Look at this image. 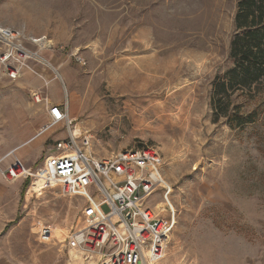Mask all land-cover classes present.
I'll list each match as a JSON object with an SVG mask.
<instances>
[{
  "label": "rangeland",
  "instance_id": "374dc122",
  "mask_svg": "<svg viewBox=\"0 0 264 264\" xmlns=\"http://www.w3.org/2000/svg\"><path fill=\"white\" fill-rule=\"evenodd\" d=\"M239 1L0 0V26L43 38L41 57L50 65L37 64L47 86L29 71L25 84L0 80V169L14 157L26 167L40 165L65 132L59 124L38 136L49 118L32 95L43 90L52 104L66 96L74 128L90 137L92 157L142 145L160 151L177 215L161 264L211 263L228 254L219 249L233 235L259 238L264 83L231 97L242 116L259 114L254 125L214 122L210 107L215 79L234 66ZM30 190L0 176V257L74 264L69 251L77 250L66 238L82 226L81 202L58 188ZM43 226L53 231L50 242L39 239Z\"/></svg>",
  "mask_w": 264,
  "mask_h": 264
},
{
  "label": "built area",
  "instance_id": "2783aa9c",
  "mask_svg": "<svg viewBox=\"0 0 264 264\" xmlns=\"http://www.w3.org/2000/svg\"><path fill=\"white\" fill-rule=\"evenodd\" d=\"M43 40L0 26V80L16 82L26 71L43 79L36 69L37 64L50 67L41 57L46 48ZM32 98L45 106L49 118L39 133L61 124L65 136L53 142L35 169L14 157L0 169L3 181L27 182L28 190L40 181L42 190L58 188L62 196L80 201L82 226L66 239L85 263L161 264L177 215L160 151L142 145L94 158L88 151L90 137L74 128L66 96L59 105L52 104L43 90ZM52 232L50 226H43L40 241L50 242Z\"/></svg>",
  "mask_w": 264,
  "mask_h": 264
},
{
  "label": "trees",
  "instance_id": "16d2710c",
  "mask_svg": "<svg viewBox=\"0 0 264 264\" xmlns=\"http://www.w3.org/2000/svg\"><path fill=\"white\" fill-rule=\"evenodd\" d=\"M234 24L239 32L230 47L229 57L234 66L215 79L210 107L214 122L225 118L230 127L240 129L254 125L259 116L256 111L242 116L232 107L231 97L239 90H248L250 94L253 87L264 83V0H240Z\"/></svg>",
  "mask_w": 264,
  "mask_h": 264
},
{
  "label": "crops",
  "instance_id": "0c3cea01",
  "mask_svg": "<svg viewBox=\"0 0 264 264\" xmlns=\"http://www.w3.org/2000/svg\"><path fill=\"white\" fill-rule=\"evenodd\" d=\"M36 69L38 72L40 71L38 65H36ZM39 73L41 74V72ZM27 74L28 73H24L23 77L18 81L24 80V84H25V77L26 79L28 77ZM30 82L32 83L33 87L35 88L39 87V83H37L35 79H31ZM22 87L25 88V85H23ZM54 104L59 105L60 103L54 102ZM37 134L39 136L45 133H39L38 131ZM233 236L235 237L231 239L228 246H225V249H219V251L227 250L228 254L224 255V257H222L219 260H214V262L211 263L206 262L207 264H264V229L262 235L256 239L254 238L250 240L245 239L241 235H233ZM0 264H14V263L9 259L0 257Z\"/></svg>",
  "mask_w": 264,
  "mask_h": 264
},
{
  "label": "bare ground",
  "instance_id": "6f19581e",
  "mask_svg": "<svg viewBox=\"0 0 264 264\" xmlns=\"http://www.w3.org/2000/svg\"><path fill=\"white\" fill-rule=\"evenodd\" d=\"M43 43H45V41L43 40ZM46 45H47V42H46ZM130 82V81H129ZM76 132H77V130H76ZM30 188H31V190H32V192H35V193H39L43 188H42V184H41V182L40 181H35V182H33V184L30 186ZM29 188V189H30ZM30 190V191H31ZM30 191H29V195H30ZM161 206V205H160ZM70 248V247H69ZM69 253H70V257H71V261L72 262H75L74 264H77L76 262H78V264H82L80 261H81V259L79 260V257L81 258V256L80 255H78L77 254V252H75V250H73V249H71L70 251H69ZM80 262V263H79ZM69 264V263H68ZM72 264V263H71ZM86 264H92V263H86Z\"/></svg>",
  "mask_w": 264,
  "mask_h": 264
}]
</instances>
